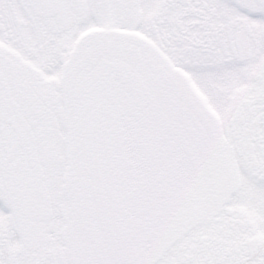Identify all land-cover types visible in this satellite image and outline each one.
<instances>
[{
	"label": "snow or ice",
	"instance_id": "snow-or-ice-1",
	"mask_svg": "<svg viewBox=\"0 0 264 264\" xmlns=\"http://www.w3.org/2000/svg\"><path fill=\"white\" fill-rule=\"evenodd\" d=\"M0 264H264V0H0Z\"/></svg>",
	"mask_w": 264,
	"mask_h": 264
}]
</instances>
